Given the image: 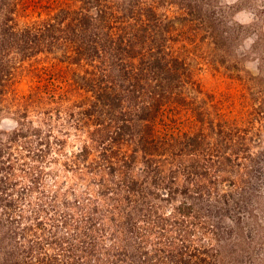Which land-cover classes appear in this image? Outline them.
Segmentation results:
<instances>
[{
    "label": "trees",
    "instance_id": "16d2710c",
    "mask_svg": "<svg viewBox=\"0 0 264 264\" xmlns=\"http://www.w3.org/2000/svg\"><path fill=\"white\" fill-rule=\"evenodd\" d=\"M175 4L81 0L77 9L60 10L56 21L19 30L10 25L12 0H0V124L3 117L14 122L0 128V264H188L194 227L205 224L216 235L223 213L241 210L234 182L222 176L248 167V149L241 143V156L226 152L237 130L220 118L204 132L206 99L197 98L190 66L170 45L214 35L194 11ZM43 52L84 68L74 82L88 96L80 105H66L62 93L48 101L26 96L45 116L37 122L27 119L24 105L11 110L6 98L15 63ZM42 105L53 107L45 112ZM174 108L193 112L199 131L167 130L160 138L155 125ZM64 112L73 119L68 126L88 134L64 168L73 160L75 172L91 177L84 183L79 175L67 191L47 190L55 179L44 183L43 171L24 169V159H45L49 122ZM53 140L59 149L62 141ZM204 215L211 220L198 223ZM107 221L124 236L116 237L120 245L97 238Z\"/></svg>",
    "mask_w": 264,
    "mask_h": 264
},
{
    "label": "rangeland",
    "instance_id": "374dc122",
    "mask_svg": "<svg viewBox=\"0 0 264 264\" xmlns=\"http://www.w3.org/2000/svg\"><path fill=\"white\" fill-rule=\"evenodd\" d=\"M80 1L12 0L15 10L11 13L10 25L19 30L40 28L53 19L56 21L60 10L77 9ZM172 1L188 11H194L206 29L214 35V38H207L201 33V36L191 38V42L183 40L182 43L177 40L170 44L175 52L170 51L186 59V65L190 66L187 65L192 80L200 89L197 98L206 99L202 108L209 123L204 126V132L209 131L211 122L217 121V118L222 119L237 130L232 136L234 145L226 152L241 156L240 144L244 143L251 157V161H247V168L238 169L234 166L231 173L222 176L223 180L234 182L237 188L235 199H242L241 210L235 215L223 213L225 218L216 235L202 229L201 226L205 224L194 227L196 232L194 230L189 234L191 260L188 264H264V0ZM172 7L177 11L176 6ZM186 35L189 37V34ZM15 66L17 71L10 80L12 84L6 98L7 106L11 110L18 109L16 106L23 109L26 106L29 120L39 122L45 116L28 106L29 103L25 101L28 95L34 94L48 101L52 96L55 98L62 93L66 105H80L86 101L88 94L74 82L76 72L84 68L60 63L57 54L55 56L43 52L28 60L16 62ZM189 87L188 84L184 85L182 93ZM42 107L47 112L53 106ZM77 111L78 108L73 109V112ZM68 113L64 112L59 120L51 119L50 133L45 131L48 127L43 125L44 134L49 133L47 139L50 141L45 159L35 164L30 160L31 157L24 159L27 163L24 169L38 165L37 169L43 171L44 183H48L52 177L55 179L52 185L44 186L47 190L67 191L81 182L79 175L85 176L84 183L91 177L89 173L75 172L76 163L73 160L68 162L70 169L64 168L71 150L88 138L86 130L76 131L68 126L73 121ZM13 123L10 117H3L0 128L10 129ZM155 126L160 138L165 137L163 134L167 130L177 136L182 132L192 134L199 131L193 112L180 108L165 113ZM54 138L62 141L59 149ZM42 181L40 189L43 187ZM210 220L211 217L204 215L198 223ZM102 226L104 228L98 231L97 238H105L115 246L120 245L116 237L123 239L124 236L119 234L120 229L113 221H107Z\"/></svg>",
    "mask_w": 264,
    "mask_h": 264
}]
</instances>
